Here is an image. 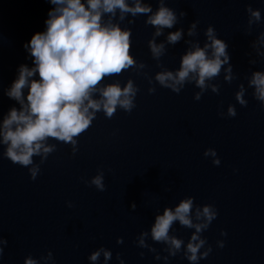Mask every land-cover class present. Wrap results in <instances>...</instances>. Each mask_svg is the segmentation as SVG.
Instances as JSON below:
<instances>
[{"label": "water", "instance_id": "water-1", "mask_svg": "<svg viewBox=\"0 0 264 264\" xmlns=\"http://www.w3.org/2000/svg\"><path fill=\"white\" fill-rule=\"evenodd\" d=\"M141 3L150 4L153 12L158 8L157 0ZM249 5L262 17L251 34L245 11ZM165 6L187 16L155 37L167 47L160 61L148 47L155 28L145 24L146 15H129L121 24L132 32L130 54L146 67L129 69L105 83L119 80L123 86L128 79L134 81L139 92L131 113L117 109L109 119L98 112L78 137L75 155L70 144L50 139L56 151L40 166L35 180L28 168L0 158V237L7 241L0 264H24L26 257L39 259L49 251L53 260L48 264H92L88 257L101 246L112 258L105 262L101 255L96 264H119L117 253L124 264H190L183 252L165 261L166 246L150 235L146 243L155 252L137 244L141 232H150L156 215L189 196L197 205L213 204L218 212L202 233L213 250L199 264H264V106L248 88L252 74L264 72V56L259 54L264 46L253 47L264 32V0H165ZM52 7L47 0H0V118L19 107L6 93L22 64L34 66L24 45L34 33L46 30ZM130 20L134 23L128 24ZM194 21H199L198 36L190 37L187 31ZM209 25L228 44L233 81H225L226 64L209 81L220 85L219 94L209 89L197 101L199 89L193 83L179 94L161 87L155 75L177 71L189 47L186 41L198 40L203 46ZM180 28L183 39L168 45L167 35ZM148 78H153L151 84ZM241 83L247 89L246 107L235 99ZM153 86L156 91L150 94ZM229 105L235 106V117L226 115ZM209 148L215 149L219 166L204 156ZM98 170L104 173L103 192L85 183ZM193 231L176 222L170 234L186 244ZM118 238L123 243L118 244ZM218 240L224 241L223 248Z\"/></svg>", "mask_w": 264, "mask_h": 264}, {"label": "clouds", "instance_id": "clouds-1", "mask_svg": "<svg viewBox=\"0 0 264 264\" xmlns=\"http://www.w3.org/2000/svg\"><path fill=\"white\" fill-rule=\"evenodd\" d=\"M53 7L45 20L46 30L34 33L24 48L30 53L33 67L21 65L18 77L7 90V96L16 101L19 107H12L7 115L0 118V158H7L13 164L28 168L30 178L35 180L41 171L40 166L48 156L56 151V144L49 143L50 139L70 144L72 153L78 151V137L87 131L98 112L111 119L117 109L131 113L136 107L135 99L139 88L132 79L121 85L119 80L105 83L106 79L120 75L129 69H143L144 63L137 64L131 50L132 32L128 27H122V22L131 15L147 16L146 25L153 26V38L148 41V47L154 60L160 61L167 52L165 43L157 44L155 37L164 34V29H172L180 18L187 13L177 12L165 6V0H157L155 12L150 4H142L141 0H47ZM248 14V34L251 27L261 22V11L250 5L245 9ZM119 21V22H117ZM134 20L128 21V24ZM199 21L190 24L187 35L198 36ZM184 29L170 32L166 41L175 45L183 39ZM203 46L198 40H189L186 53L182 55L179 69L175 72L164 70L158 72L154 80L163 88L179 94L188 83H193L199 89L194 99L199 101L202 95L211 90L219 94L220 85L209 83L216 79L224 66L228 75L225 81L231 83L234 79L229 63L228 44L217 38L215 28L209 25L205 32ZM264 46V32H261L253 47ZM264 56V53H259ZM158 66H162L159 65ZM38 77V78H37ZM153 78H148L149 84ZM248 88L253 89L255 100L264 106V72L256 71L248 80ZM156 88L150 87L148 92L154 93ZM247 89L239 85L235 93L236 101L246 107L248 101L244 98ZM221 117L223 111L218 113ZM227 116L237 115L234 105L227 108ZM205 157H211L212 163L219 166L221 161L215 149L209 148L204 152ZM34 157H40L39 163ZM90 186L103 192L104 173L98 170L97 175L90 181ZM72 207L71 202L68 204ZM135 208V205H133ZM218 212L213 204L197 205L194 197H185L173 208L165 207L162 214L155 216L154 224L149 231H143L137 237V244L155 252L156 249L146 243L152 241L162 243L167 252L165 261L183 252L190 264H199L212 252L211 245L202 233L206 231L217 218ZM194 229L187 243L182 238L170 234L173 225ZM221 236L227 233L221 231ZM117 243H123L118 238ZM7 241L0 237V256L3 254ZM217 246L224 247V241L218 240ZM203 249V251H201ZM103 255L107 262L112 258V252L103 246L93 251L88 259L92 264ZM141 256L144 253H140ZM119 264H124L117 253ZM156 259H161L159 255ZM53 260L52 252L39 259L28 256L24 264H48Z\"/></svg>", "mask_w": 264, "mask_h": 264}]
</instances>
